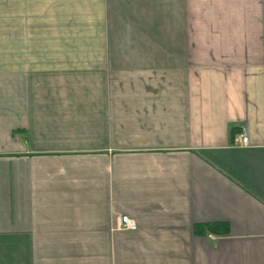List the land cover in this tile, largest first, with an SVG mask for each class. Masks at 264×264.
I'll return each mask as SVG.
<instances>
[{"label":"crops","instance_id":"crops-1","mask_svg":"<svg viewBox=\"0 0 264 264\" xmlns=\"http://www.w3.org/2000/svg\"><path fill=\"white\" fill-rule=\"evenodd\" d=\"M0 264H264V0H0Z\"/></svg>","mask_w":264,"mask_h":264},{"label":"built area","instance_id":"built-area-1","mask_svg":"<svg viewBox=\"0 0 264 264\" xmlns=\"http://www.w3.org/2000/svg\"><path fill=\"white\" fill-rule=\"evenodd\" d=\"M239 140L242 143V145H244V146L249 145V137H248L247 132L245 130H243V132H241L239 134ZM117 228H118V230L135 231L138 228V224L131 217L123 216V217L119 218V222H118V227Z\"/></svg>","mask_w":264,"mask_h":264},{"label":"trees","instance_id":"trees-1","mask_svg":"<svg viewBox=\"0 0 264 264\" xmlns=\"http://www.w3.org/2000/svg\"><path fill=\"white\" fill-rule=\"evenodd\" d=\"M201 228V227H200Z\"/></svg>","mask_w":264,"mask_h":264}]
</instances>
